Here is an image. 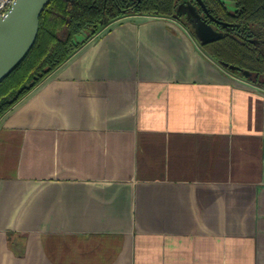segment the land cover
Wrapping results in <instances>:
<instances>
[{
  "label": "crops",
  "instance_id": "obj_1",
  "mask_svg": "<svg viewBox=\"0 0 264 264\" xmlns=\"http://www.w3.org/2000/svg\"><path fill=\"white\" fill-rule=\"evenodd\" d=\"M192 26L120 16L0 116V264H264V87Z\"/></svg>",
  "mask_w": 264,
  "mask_h": 264
},
{
  "label": "trees",
  "instance_id": "obj_2",
  "mask_svg": "<svg viewBox=\"0 0 264 264\" xmlns=\"http://www.w3.org/2000/svg\"><path fill=\"white\" fill-rule=\"evenodd\" d=\"M182 1L50 0L39 16L33 44L0 80V116L110 21L131 13L176 18ZM190 1L217 32L199 40L202 51L231 73L264 87V0H201L206 11ZM79 34L84 37L76 43Z\"/></svg>",
  "mask_w": 264,
  "mask_h": 264
},
{
  "label": "water",
  "instance_id": "obj_3",
  "mask_svg": "<svg viewBox=\"0 0 264 264\" xmlns=\"http://www.w3.org/2000/svg\"><path fill=\"white\" fill-rule=\"evenodd\" d=\"M49 1L14 0L6 15L0 18V80L19 62L33 44L39 28V16ZM196 1L206 11L202 1ZM200 29L202 33L209 31L204 26ZM75 39L82 40V34L76 36Z\"/></svg>",
  "mask_w": 264,
  "mask_h": 264
},
{
  "label": "rangeland",
  "instance_id": "obj_4",
  "mask_svg": "<svg viewBox=\"0 0 264 264\" xmlns=\"http://www.w3.org/2000/svg\"><path fill=\"white\" fill-rule=\"evenodd\" d=\"M197 11H198V8L194 3H192L190 0H183L180 3V7L178 8V13H177L176 19L180 20V22H182V23H184V22L185 23H191V22L197 23L198 29H200L201 26H204L206 29H209V31L203 32L204 35H206V34L210 35L211 34L210 36L208 35L207 38H210V37L214 36L215 34H217V32L215 31V29L212 26L208 25L204 20H202L199 17L200 15L198 14ZM191 26H192V24H191ZM203 33H201V34L203 35ZM83 37H84V35L82 34V38ZM74 41L76 43L79 42V40H77V39H75ZM230 68H232V67L230 66Z\"/></svg>",
  "mask_w": 264,
  "mask_h": 264
},
{
  "label": "built area",
  "instance_id": "obj_5",
  "mask_svg": "<svg viewBox=\"0 0 264 264\" xmlns=\"http://www.w3.org/2000/svg\"><path fill=\"white\" fill-rule=\"evenodd\" d=\"M14 0H0V18L4 17Z\"/></svg>",
  "mask_w": 264,
  "mask_h": 264
}]
</instances>
